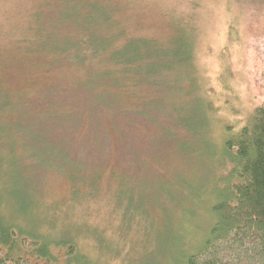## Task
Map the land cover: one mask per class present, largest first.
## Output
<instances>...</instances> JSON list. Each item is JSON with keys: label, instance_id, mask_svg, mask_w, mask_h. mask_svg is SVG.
I'll list each match as a JSON object with an SVG mask.
<instances>
[{"label": "rangeland", "instance_id": "1", "mask_svg": "<svg viewBox=\"0 0 264 264\" xmlns=\"http://www.w3.org/2000/svg\"><path fill=\"white\" fill-rule=\"evenodd\" d=\"M112 4L124 38L185 34L191 61L103 101L86 66L24 51L57 4L0 0V213L61 264H176L214 221L223 141L264 97V0Z\"/></svg>", "mask_w": 264, "mask_h": 264}, {"label": "trees", "instance_id": "2", "mask_svg": "<svg viewBox=\"0 0 264 264\" xmlns=\"http://www.w3.org/2000/svg\"><path fill=\"white\" fill-rule=\"evenodd\" d=\"M43 1L59 8L49 23L39 15L33 33L21 39L24 51L52 53L57 63L86 66L80 84L101 87L100 100L117 89L140 97L141 84L159 85L161 72L191 61L192 41L185 34L166 42L124 38L112 0ZM68 22L73 32L61 34ZM221 153L223 173L211 206L214 221L176 264H264V97L247 122L225 138ZM76 175L71 172V179ZM2 197L0 192V204ZM14 225L0 213V264H61L50 252L48 238ZM65 243L60 256L75 258V246Z\"/></svg>", "mask_w": 264, "mask_h": 264}]
</instances>
